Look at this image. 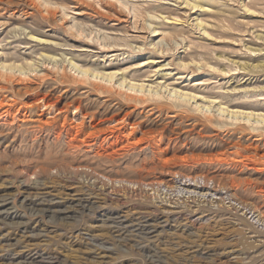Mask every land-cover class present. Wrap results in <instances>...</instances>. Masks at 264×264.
Here are the masks:
<instances>
[{
    "label": "rangeland",
    "instance_id": "rangeland-1",
    "mask_svg": "<svg viewBox=\"0 0 264 264\" xmlns=\"http://www.w3.org/2000/svg\"><path fill=\"white\" fill-rule=\"evenodd\" d=\"M189 1L0 0V264H264V0Z\"/></svg>",
    "mask_w": 264,
    "mask_h": 264
},
{
    "label": "bare ground",
    "instance_id": "bare-ground-1",
    "mask_svg": "<svg viewBox=\"0 0 264 264\" xmlns=\"http://www.w3.org/2000/svg\"><path fill=\"white\" fill-rule=\"evenodd\" d=\"M187 2H189V3H193V2H190L189 0H187ZM4 67H6V68H14L15 66L14 65H8V64H4L3 65ZM17 67H20V68H23V66H17ZM79 69H81L84 73H93V75H101V76H106V77H110V76H112L113 75V73H108V72H101V73H99V71H97V69H85V68H83V67H78ZM128 88H130V89H133V90H140V91H144V88H145V85L143 84V83H141V84H136V83H134V82H131L130 84H129V86H128ZM149 91H151V90H149ZM156 92H158V91H156ZM178 93H182V92H179V91H177ZM182 94H187V92H183ZM136 96H138V95H136ZM136 96H130V97H128V99H135V100H140L141 99V97L139 98V97H136ZM218 108H220V110H222V111H225V110H229L227 107H225V106H222V105H219V107ZM229 112L232 114V115H235V117L237 118V117H239L240 115H243L244 117H247V119H249L252 115H254L255 113L251 110V111H237V110H229ZM256 115V119H258V120H260V119H262L263 117H264V114L262 113V112H258V113H256L255 114ZM196 128V127H195ZM203 128V127H202ZM205 129V128H204ZM111 133H113V132H111ZM114 135V134H113ZM117 136V135H116ZM184 139H187V143H190L191 141H190V137H189V135H186V137L184 138ZM180 146H182V145H180ZM102 155H103V153H101ZM104 157H105V155H104ZM109 160H113V158H114V156L113 155H107L106 156ZM104 159H106V158H104ZM148 159V158H147ZM151 159V158H150ZM149 159V160H150ZM152 159L154 160V158L152 157ZM149 162H152V161H149ZM143 163V162H142ZM145 164V167H147V162H145L144 163ZM144 164H142V166L144 165ZM181 164H182V162H181ZM183 165V164H182ZM154 167H157V166H155V164H154ZM182 167V166H181ZM144 167H141V169H143ZM141 169H139V170H141ZM185 169V168H184ZM150 170V169H149ZM210 170V169H209ZM142 171V170H141ZM151 171V170H150ZM187 172H188V170H186ZM186 172V173H187ZM187 175V174H186ZM246 196V195H245ZM247 197V196H246ZM204 225V224H203ZM203 228H207V227H209L208 225H204V226H202ZM216 250V249H215ZM214 252H216V251H214ZM214 252H212L213 254H214ZM210 260H212V259H210ZM209 260V261H210ZM214 262V261H213ZM204 264H207V263H204ZM213 264V263H212Z\"/></svg>",
    "mask_w": 264,
    "mask_h": 264
}]
</instances>
